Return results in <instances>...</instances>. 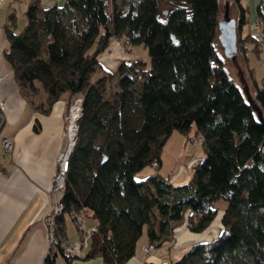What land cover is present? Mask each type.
<instances>
[{
  "label": "trees",
  "instance_id": "16d2710c",
  "mask_svg": "<svg viewBox=\"0 0 264 264\" xmlns=\"http://www.w3.org/2000/svg\"><path fill=\"white\" fill-rule=\"evenodd\" d=\"M234 3L238 53L245 55L252 35L242 34L246 8ZM26 15L21 30L15 14L5 26L15 81L25 94L41 83L49 106L64 93L72 101L82 96L58 234L65 213L93 217L98 223L81 257L126 264L145 231L152 252L185 222L192 232L205 231L224 203L216 237L162 264H264V78L260 86L252 74L248 99L225 67L217 46L220 0H29ZM256 17V48L264 49V0ZM114 38L129 39L127 50L144 43L151 66L135 57L93 82L98 55ZM193 125L204 155L190 180L175 185L157 170L138 181L148 164L161 166L173 130ZM53 262L49 253L45 264Z\"/></svg>",
  "mask_w": 264,
  "mask_h": 264
},
{
  "label": "crops",
  "instance_id": "0c3cea01",
  "mask_svg": "<svg viewBox=\"0 0 264 264\" xmlns=\"http://www.w3.org/2000/svg\"><path fill=\"white\" fill-rule=\"evenodd\" d=\"M17 1L4 0L0 3V102L3 103L0 108L5 115L0 131V264H45L49 253L54 256L53 264H105L99 255L68 258L61 249L48 247L43 215L48 207V190L59 168V154L68 143L65 116L70 94L64 93L49 106L41 83H36L37 92L25 94L15 81L4 52L9 47L5 26L10 23V15H16ZM24 1L28 6L29 0ZM63 1L41 0V4L60 5ZM256 4L258 6L259 2ZM135 57L121 41L112 39L109 47L98 55L99 65L92 81L115 71L123 62ZM4 137L13 139L10 153L2 149L1 140ZM160 173L166 177L162 171ZM57 199H60V193L51 197L52 201ZM221 215L218 221L201 233L192 232L186 222L181 224L170 239L148 253L144 250L149 244L145 231L134 256L126 264H162L179 258L195 242L211 240L219 234L223 228ZM97 223L95 218L86 216L84 227L88 235L82 238L73 217L65 213L62 235L68 243L81 242V252L85 253L89 247V233Z\"/></svg>",
  "mask_w": 264,
  "mask_h": 264
},
{
  "label": "rangeland",
  "instance_id": "374dc122",
  "mask_svg": "<svg viewBox=\"0 0 264 264\" xmlns=\"http://www.w3.org/2000/svg\"><path fill=\"white\" fill-rule=\"evenodd\" d=\"M241 2L246 8L247 14V23L243 28V34L252 35L245 41L246 54L244 55L239 51L236 59H232L229 58L226 54L219 38L217 46L219 54L224 60V65L229 71L230 75L236 80L244 95L247 98L250 97V99H252L253 91L255 90L253 86L252 74L255 75V79L260 86H262L264 78V49L262 48V46L256 48V45L258 43V40L256 39L259 38L258 31L256 29V24L258 23V18L256 17V2L258 3L260 2V0H241ZM27 7L28 6L26 5V2L24 0H19V2H15V12L17 15V22L15 27L16 30H21L27 23ZM226 11H228L231 17H238L239 15V11L236 8L234 0H220V19L224 17ZM122 43L125 48L127 46H130V42L127 43L126 41H124ZM94 48L95 44L93 47H91L90 50H94ZM131 53L136 55V58L143 60L147 64V66H151L150 52L144 43L131 45ZM113 92L114 89H109L108 97L111 98ZM75 97L82 98L81 95H77ZM74 106L75 104H73L72 102V96H70L69 101L67 103L65 116V128L67 138H69L70 132V130L68 131L67 128V117H70L68 112L69 109ZM82 110L83 107L81 104V114ZM68 143L67 146L63 148L60 153H62L63 151L66 152ZM71 152L69 153V155L71 154ZM203 153L204 149L202 141L200 136L197 134L195 125H193L187 132L174 129L163 147L161 153L162 165L159 167L158 162L156 166L153 163L148 164L137 172L136 178L138 181H140L149 174L155 173L157 172V170H159V172L162 171L163 174L169 176L172 179L171 182L175 185L187 183L193 174L195 162L197 161V159L204 155ZM149 171H151V173H149ZM217 208L218 213L213 222L219 220L220 215L224 212L225 204L219 203ZM213 222L210 225H212Z\"/></svg>",
  "mask_w": 264,
  "mask_h": 264
},
{
  "label": "built area",
  "instance_id": "2783aa9c",
  "mask_svg": "<svg viewBox=\"0 0 264 264\" xmlns=\"http://www.w3.org/2000/svg\"><path fill=\"white\" fill-rule=\"evenodd\" d=\"M3 2L4 0H0L1 4ZM258 28L259 23L256 24V29ZM126 42L129 43V39H126ZM74 100L72 102L73 104H75V106L69 109L68 114L70 115V117H67V128L68 131L70 130L68 138V147L66 152L63 151L59 155V168L54 176L53 184L48 190V207L43 215V221L46 225L49 249H52L53 247H58L66 254L81 257L84 255V253L81 252V242L68 243L63 236L58 234L57 218L64 212L63 202L60 199H57L55 201L51 200V197L53 195L56 196L57 194H59L65 186L66 172L68 170V161L70 156V148L74 145L76 139V134L78 130V120L81 115L82 98L75 97ZM2 105L3 103L0 102V106ZM1 146L5 153H10L13 150V139L10 137H4L1 140ZM153 164L156 166L158 163L157 161H155L153 162ZM0 172H2L1 168ZM70 215L75 220L77 228L79 229L82 235V238H86L88 232L84 227L85 216L76 212H71ZM152 248V246H146L144 249L146 252H150Z\"/></svg>",
  "mask_w": 264,
  "mask_h": 264
},
{
  "label": "water",
  "instance_id": "95a60500",
  "mask_svg": "<svg viewBox=\"0 0 264 264\" xmlns=\"http://www.w3.org/2000/svg\"><path fill=\"white\" fill-rule=\"evenodd\" d=\"M237 19L231 17L226 11L224 17L219 20L218 29L219 34L218 38L223 45V48L228 55L229 58L236 59L238 55V47H237ZM250 99V97H248ZM252 102V100H249ZM255 110L257 111L259 118L263 120L262 113L260 109L253 104ZM0 131L5 123V115L1 112L0 113ZM75 144V143H74ZM74 146V145H73ZM73 146L70 148V152L73 150Z\"/></svg>",
  "mask_w": 264,
  "mask_h": 264
}]
</instances>
